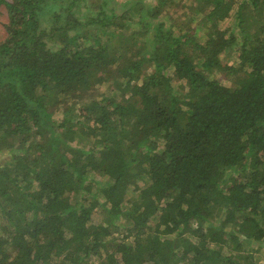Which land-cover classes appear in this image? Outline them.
<instances>
[{"label":"trees","instance_id":"obj_1","mask_svg":"<svg viewBox=\"0 0 264 264\" xmlns=\"http://www.w3.org/2000/svg\"><path fill=\"white\" fill-rule=\"evenodd\" d=\"M131 1L0 0V264H264V0Z\"/></svg>","mask_w":264,"mask_h":264},{"label":"rangeland","instance_id":"obj_2","mask_svg":"<svg viewBox=\"0 0 264 264\" xmlns=\"http://www.w3.org/2000/svg\"><path fill=\"white\" fill-rule=\"evenodd\" d=\"M136 0H132L131 2H134ZM150 1V0H148ZM8 23V14H7V10L4 7H0V43L5 39L6 37V31H5V25ZM222 83H229L224 76L221 75V77L219 78ZM257 245H255L256 247ZM254 257H256L258 259L259 254H256V252H254ZM262 259L261 262H264V255L260 254V260Z\"/></svg>","mask_w":264,"mask_h":264}]
</instances>
